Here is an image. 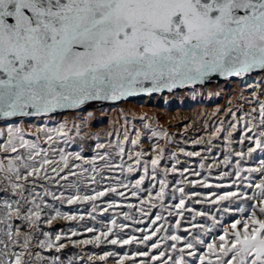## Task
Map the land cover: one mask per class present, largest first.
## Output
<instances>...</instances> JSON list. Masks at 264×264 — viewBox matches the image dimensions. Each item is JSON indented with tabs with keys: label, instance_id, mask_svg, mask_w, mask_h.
Wrapping results in <instances>:
<instances>
[{
	"label": "snow or ice",
	"instance_id": "obj_1",
	"mask_svg": "<svg viewBox=\"0 0 264 264\" xmlns=\"http://www.w3.org/2000/svg\"><path fill=\"white\" fill-rule=\"evenodd\" d=\"M233 78L252 89L249 110L205 123L199 151L169 152L167 130L124 111L91 158L69 150L86 121L46 125ZM58 220L79 227L46 230ZM0 264H264V0H0Z\"/></svg>",
	"mask_w": 264,
	"mask_h": 264
},
{
	"label": "rangeland",
	"instance_id": "obj_2",
	"mask_svg": "<svg viewBox=\"0 0 264 264\" xmlns=\"http://www.w3.org/2000/svg\"><path fill=\"white\" fill-rule=\"evenodd\" d=\"M259 79V78H258ZM240 80H232V83L227 82V84L223 82H216L209 85H205L203 87L199 88V91L195 98H193L191 95L187 94V90L179 91L177 93H169V94H163L162 96H159L160 99L164 100L161 104H156L152 102H147L148 99H143L140 101H133V102H125L121 103L119 105H93L87 108L85 111H70L62 114H58L60 116H56V118L48 123V127H55L59 122H62L64 120L69 121V123L75 121L78 124H82V122L86 121V124H82V130L83 132L89 131L86 129L92 130V128H99V127H108L109 125H114L113 127L116 129L119 128V124L117 121L122 120L121 112H127L129 114V118H131L133 115L136 117H139L140 115H147L148 117L152 118L153 120V126L162 125L165 127L168 131H176L175 129H180L181 126H179V121L177 119L173 118L172 114L176 111H182L184 113H198L199 111H205L209 117H212V120L220 117L224 113V110L227 108V106L222 105V111L217 115V112L219 111V107L214 108L217 105H221L222 103H225L227 99L233 98V103L230 104V107L233 105L234 109L236 110L238 107L244 105L243 102L239 101L241 96L248 95L250 98V92L244 90L246 87L243 86V81L239 82ZM228 83L230 85H228ZM243 83V84H242ZM227 87V88H226ZM157 96V97H158ZM153 97V98H157ZM198 99L200 102L196 103L194 106H188L185 107L184 105H180L179 102L183 99ZM169 100V101H167ZM205 100H214V103L211 105H205ZM246 99H244V102ZM155 104V105H154ZM207 107V108H206ZM246 108H249V105L245 106ZM186 108V109H182ZM214 108V109H213ZM204 109V110H203ZM213 109V110H212ZM91 112L93 115L89 119L87 117V113ZM215 112L216 115H212L211 112ZM248 110H245L243 112H246ZM63 115V116H62ZM185 116V115H180ZM37 119V118H36ZM36 119L29 121L25 124V130L26 132L30 133V137L34 138L36 135V132L34 131V128H30L31 123H33ZM181 119V117H179ZM96 120V121H95ZM218 122V121H217ZM47 123V122H46ZM95 123V124H94ZM41 125V124H39ZM134 125L136 129L142 128V122L136 119L134 121ZM131 126V125H130ZM86 128V129H85ZM147 131V130H146ZM144 132V138H149V134ZM191 131V130H190ZM164 147L166 146L164 142H161ZM170 148L171 146H167ZM166 147V148H167ZM167 148V149H168Z\"/></svg>",
	"mask_w": 264,
	"mask_h": 264
},
{
	"label": "trees",
	"instance_id": "obj_3",
	"mask_svg": "<svg viewBox=\"0 0 264 264\" xmlns=\"http://www.w3.org/2000/svg\"><path fill=\"white\" fill-rule=\"evenodd\" d=\"M243 83H244V81H243ZM244 90L251 91L250 88H246ZM244 99H246V100L249 99V96L248 95L244 96ZM244 99H241V98L239 99V101L244 103V105L238 107V108L242 107V111L249 110V108L245 107V106H247V103L244 102ZM233 100H234L233 98L227 99L225 103H222L221 105H217V106L214 107V108L219 107V111L217 112V115H218L222 111V105L224 107L227 106V108L224 110V113L222 115H220V117H218V118H216L214 120H212V117H209V115H207L205 113V111H199L198 113H184L182 111H176L175 113H173L172 114L173 118H175V119H177V121H179V124H180L179 126H181V128L180 129H175L176 131H168L167 130L169 135L171 137H173L174 140H175V143L168 144V145L165 146V147H167L169 145L171 146L170 148L167 147L168 148L167 150L169 152L176 151L177 146H179V147H183V148H185L186 150H189V151H199L202 146H200V145L193 146L190 142L192 140L197 139L200 136H203V135L206 134L205 130H204V124L205 123H207L209 126H212V125L216 124L219 119H225V120L230 119V116H226L225 112L230 107V104L233 103ZM231 107L233 108V110H235L233 105ZM211 113L213 115L215 112L212 111ZM180 115H185V116H180ZM56 116L57 115H54L50 120L47 121V123H46L47 127L49 126L48 123L50 121L54 120L56 118ZM58 116H60V115H58ZM179 117H181V119H179ZM39 124H41V125H39ZM35 126H44V125H43V122L39 118H37L33 123H31L30 128H34V131H35ZM113 126L114 125H109L108 127H99L98 129L97 128H92V130H90V128L89 129L85 128L86 130H89V131H85L84 132V133L87 134V138L84 139V140H80L79 138L75 139L69 145V150L70 151H80L81 147H82L83 148L82 154L86 158H91L92 156L95 155L94 148H95V144L97 142V140L95 138L99 137L101 142H106L108 134L110 132H114L115 131V128ZM158 126L162 127L163 129H165V127L162 126V125H158ZM139 130H142L144 132L146 131L143 128H139ZM209 130H211V128H209ZM146 133H147V131H146ZM236 136L238 137L239 133H237ZM30 138H32V137H30ZM161 142H163V141H160V143ZM153 143H155V141L154 140H150L149 138H143V140H142V144H143V147H144L145 150H150L151 145ZM161 145L164 146L162 143H161ZM217 154H219V149H214L213 150V155H217ZM221 158H222V156H221ZM181 159L185 160V161H188L191 164V166L195 167L199 163V159L200 158L199 157H195V158L181 157ZM208 162H211V160L208 161ZM162 163H167V161H162ZM184 166H187V165L186 164L180 165V167H184ZM216 172H217V170L214 169L213 170V179H211V181H210L212 183L218 182V181H216L214 179V177L216 175ZM138 175L139 174H137V177H133V179L138 178ZM202 175H204V174L202 173ZM192 179H197V178L196 177H192ZM188 191H200L202 193H208V192H211V191H217V192H221L222 193L225 190L224 189H205V188L197 187L196 189H188ZM105 199H107V198H105ZM129 202L138 203L137 201H135L134 198H130ZM194 207H196L198 210H214V206H213V208H209L206 205H194ZM76 210L77 209H76L75 206H73L72 208H69L68 206H64L62 208V211H66V212H72V211H76ZM81 210L84 211V210H86V208L81 209ZM217 215H219V214H217ZM238 218H240V215L238 213L237 214H224V224L228 225L232 221H234L235 219H238ZM101 219H104V220L109 219L108 214H105V216L101 217ZM170 219H172V218H170ZM85 223L86 224H90L91 221H85ZM184 226H187V225H184ZM69 227H79V225L75 224L74 222L73 223H69V222L58 220V221L54 222L50 228H46V230L52 231L53 233H55V232H58V231H61V230L67 231V229ZM219 234H220V232L218 230L216 235H219ZM90 235L91 234H87L86 236H83V237H80V238H87V236H90ZM181 235H185V234L181 233ZM211 238L212 237L209 236L206 239L210 241ZM108 248L112 249L113 246H108ZM103 250L104 249L92 248L91 246H88L85 249V251L97 252V253H100ZM114 250H116V251H124L126 249H114ZM68 254H79V249H74V248L69 247V248L65 249L64 252L61 255L64 256V255H68Z\"/></svg>",
	"mask_w": 264,
	"mask_h": 264
},
{
	"label": "bare ground",
	"instance_id": "obj_4",
	"mask_svg": "<svg viewBox=\"0 0 264 264\" xmlns=\"http://www.w3.org/2000/svg\"><path fill=\"white\" fill-rule=\"evenodd\" d=\"M232 83V82H231ZM229 84V83H228ZM227 88V87H226ZM160 96V95H159ZM167 101H169V100H167ZM147 102H152V104L153 103H156V104H161V103H163L164 102V100H162V99H160V97H158V98H149L148 97V101ZM198 102H200V101H197V100H194V99H192V98H189V99H183V100H181L180 102H179V104L180 105H184L185 107H188V106H194L196 103H198ZM93 105H98V103H95V104H93ZM93 105H91V107L93 106ZM155 105V104H154ZM96 121V120H95Z\"/></svg>",
	"mask_w": 264,
	"mask_h": 264
},
{
	"label": "water",
	"instance_id": "obj_5",
	"mask_svg": "<svg viewBox=\"0 0 264 264\" xmlns=\"http://www.w3.org/2000/svg\"><path fill=\"white\" fill-rule=\"evenodd\" d=\"M237 78H233V80H236ZM223 79H216L215 81H213L212 83H216V82H220V81H222ZM212 83H210V84H212ZM207 85H209V84H207ZM180 91H184V90H180ZM164 94H169V93H164ZM155 96H158V95H155ZM145 98H147V97H144V96H141V97H135V98H131L128 102H133V101H140V100H143V99H145ZM122 103H125V102H122ZM93 104H95V103H92V104H89V105H87L84 109H87V108H89L91 105H93ZM98 104H100V105H117V104H113V103H98ZM121 104V103H120ZM84 109H81V110H78V111H84ZM71 110H69V111H65V112H62V113H66V112H70ZM62 113H58V114H62ZM58 114H55V115H58Z\"/></svg>",
	"mask_w": 264,
	"mask_h": 264
}]
</instances>
